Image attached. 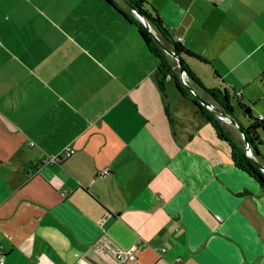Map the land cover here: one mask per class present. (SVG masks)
Listing matches in <instances>:
<instances>
[{
    "label": "crops",
    "instance_id": "crops-1",
    "mask_svg": "<svg viewBox=\"0 0 264 264\" xmlns=\"http://www.w3.org/2000/svg\"><path fill=\"white\" fill-rule=\"evenodd\" d=\"M108 1L0 0L3 264H264V190L176 89L163 101L117 9L138 19ZM143 1L232 115L234 91L264 118V0Z\"/></svg>",
    "mask_w": 264,
    "mask_h": 264
},
{
    "label": "trees",
    "instance_id": "trees-1",
    "mask_svg": "<svg viewBox=\"0 0 264 264\" xmlns=\"http://www.w3.org/2000/svg\"><path fill=\"white\" fill-rule=\"evenodd\" d=\"M133 7L141 11L144 16L150 21V23L158 30L159 34L163 37V39L170 45V51H172L179 59L183 70L185 71L190 84L194 87L197 86L201 90H203L208 96L212 98L217 104L224 110V112L230 116H232V107L229 106L228 103V93L220 90H207L201 85L198 80L193 76V74L189 71L185 64L184 59H195L204 64H208L205 60L200 58L199 56L189 52L185 47H183L180 43H177L171 35L163 28L162 22L160 21L155 9L147 2L143 0H126ZM110 4V2L107 0ZM148 10V12L146 11ZM117 12L122 15L124 20L133 24L137 27L139 31L140 39L142 40L144 46L148 50V52L156 59L157 68L155 73L156 84L158 89L162 95L163 101L166 100L164 83L167 80H171L174 82V86L178 94L182 99L189 101L194 110L200 113L210 124V126L214 129L216 135L219 140L225 141L230 147V155L231 159L234 163V166L239 170L248 174L252 179H254L260 186L261 189L264 190V176L262 173L254 166V164L245 156L243 151L235 144L230 138H228L224 130L219 124L218 119L205 107L201 106L195 97L190 93V91L185 88L180 79H177L175 71H173V66L170 64V61L167 59L165 54L160 50V48L153 42L150 33L140 22H132L124 13L120 12L117 9ZM162 39V38H161ZM216 77H218L215 74ZM216 91L219 92L222 102H218ZM230 96L234 100V108L240 113V115L246 120L247 127L242 128V131L246 141L250 145L254 146H264V120L260 121L258 118H255L252 114L251 107L243 103V101L239 97H235L234 91L230 93ZM264 162V156L260 155Z\"/></svg>",
    "mask_w": 264,
    "mask_h": 264
},
{
    "label": "rangeland",
    "instance_id": "rangeland-1",
    "mask_svg": "<svg viewBox=\"0 0 264 264\" xmlns=\"http://www.w3.org/2000/svg\"><path fill=\"white\" fill-rule=\"evenodd\" d=\"M144 26V25H143ZM145 28V26H144ZM134 31L136 33H139L137 28H134ZM157 41H159L160 44H162V40L160 37H158ZM147 54V53H146ZM185 64L189 71L193 74V76L198 80V82L203 85L204 88H213V82L211 79V75L209 71L200 63L194 61L193 59H184ZM170 64L173 66V71H175L177 79L180 77V73L177 70L175 64L171 61ZM190 85V83H189ZM188 85V87H189ZM164 88H165V94L168 96L173 95V96H178L177 93L175 92V86L173 81L169 82L166 81L164 83ZM213 89H216L215 87ZM211 90V89H210ZM216 96H218V102H221L222 98L219 92L216 91ZM204 100L209 101L207 98H204ZM210 103V102H209ZM212 104V107L214 108V114L218 116V122L221 124L222 129L224 130L225 135L230 138L237 146L243 151L245 156L250 160L254 161L257 165H260L264 167V163L262 161V158L260 155L264 156V146H254L250 145L247 142V145L245 144V141L240 133V127L245 128L247 126L246 120L240 115V113L234 108V112L232 115V119L229 115H227L222 108H220L218 105L215 103H210ZM220 114H225L227 117H223ZM222 145H226L227 143L222 142ZM262 173V172H261ZM264 176V173H262ZM255 181L254 179H252ZM256 182V181H255ZM256 184H258L256 182Z\"/></svg>",
    "mask_w": 264,
    "mask_h": 264
},
{
    "label": "water",
    "instance_id": "water-1",
    "mask_svg": "<svg viewBox=\"0 0 264 264\" xmlns=\"http://www.w3.org/2000/svg\"><path fill=\"white\" fill-rule=\"evenodd\" d=\"M125 5L128 7V9L134 14V16L138 19V21L145 26V28L148 30V32L150 33V36L153 40V42L160 48V50L165 54V56L167 57V59L171 62H173L177 68V70L179 71L180 73V82L181 84L187 88H188V85L190 83L185 71L183 70L182 68V65L178 59V57L170 50H166L164 49L157 41L158 37H159V32L158 30L150 23V21L144 16V14L139 11L138 9H136L135 7H133L130 3H128L126 0H123ZM190 93L195 97V99L198 101V103L205 107L208 111H210L217 119L218 116L214 114V108L212 107V104H210L208 101L204 100V98L200 97L199 95H196L194 93H192L191 90H189ZM222 115L223 117H227V115L225 114H220ZM230 116V115H229ZM232 118V116H230ZM233 119V118H232ZM234 120V119H233ZM240 128V127H239ZM240 130V129H239ZM240 133L245 141V144L247 145V141L242 133V131L240 130ZM263 161V160H262ZM254 166L262 173H264V167L260 166V165H257L254 161H251Z\"/></svg>",
    "mask_w": 264,
    "mask_h": 264
},
{
    "label": "built area",
    "instance_id": "built-area-1",
    "mask_svg": "<svg viewBox=\"0 0 264 264\" xmlns=\"http://www.w3.org/2000/svg\"><path fill=\"white\" fill-rule=\"evenodd\" d=\"M177 43H180V39L176 40ZM258 120L263 121L264 118L263 117H258ZM73 154V150L72 149H64L60 154H58L57 156L54 157H49L47 159H45L42 163L43 165H58L61 164L65 159H67L68 157H70ZM104 175L108 174V172H104ZM141 242L139 241L138 243L132 245L131 247H129V249L125 250V251H120L116 254V260L119 262H132L135 260L136 258V252L138 251L139 247H140ZM0 264H3V259L0 258Z\"/></svg>",
    "mask_w": 264,
    "mask_h": 264
},
{
    "label": "bare ground",
    "instance_id": "bare-ground-1",
    "mask_svg": "<svg viewBox=\"0 0 264 264\" xmlns=\"http://www.w3.org/2000/svg\"><path fill=\"white\" fill-rule=\"evenodd\" d=\"M158 43H159V41H158ZM160 44V43H159ZM164 49H166L162 44H160ZM167 50V49H166ZM189 88V87H188Z\"/></svg>",
    "mask_w": 264,
    "mask_h": 264
},
{
    "label": "flooded vegetation",
    "instance_id": "flooded-vegetation-1",
    "mask_svg": "<svg viewBox=\"0 0 264 264\" xmlns=\"http://www.w3.org/2000/svg\"><path fill=\"white\" fill-rule=\"evenodd\" d=\"M264 163V162H263Z\"/></svg>",
    "mask_w": 264,
    "mask_h": 264
}]
</instances>
